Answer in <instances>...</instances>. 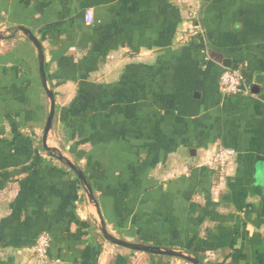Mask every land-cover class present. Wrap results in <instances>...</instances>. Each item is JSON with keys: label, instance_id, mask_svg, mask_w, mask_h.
<instances>
[{"label": "crops", "instance_id": "1", "mask_svg": "<svg viewBox=\"0 0 264 264\" xmlns=\"http://www.w3.org/2000/svg\"><path fill=\"white\" fill-rule=\"evenodd\" d=\"M193 6L200 42L184 38ZM21 27L55 96L46 144L93 198L42 147L50 98ZM238 65L249 89L225 95ZM18 135L0 149V264H192L113 244L103 222L129 242L198 243L206 264H264V0H0V137ZM220 147L235 150L225 172L206 164Z\"/></svg>", "mask_w": 264, "mask_h": 264}, {"label": "built area", "instance_id": "2", "mask_svg": "<svg viewBox=\"0 0 264 264\" xmlns=\"http://www.w3.org/2000/svg\"><path fill=\"white\" fill-rule=\"evenodd\" d=\"M85 21L88 24L94 22V12L88 9L85 13ZM204 28L199 20V7L193 6L191 20L187 26L184 38L187 41L194 40L200 42L204 40ZM206 46H204L205 48ZM207 54V51H204ZM210 57L206 55V60ZM243 66L226 67L220 77V88L225 95H236L245 92L248 88V79L243 73ZM235 155V150L228 147L218 148L207 160L206 164L212 168L225 172ZM51 235L49 232H42L35 242V253L42 260L49 259V249L51 246Z\"/></svg>", "mask_w": 264, "mask_h": 264}, {"label": "water", "instance_id": "3", "mask_svg": "<svg viewBox=\"0 0 264 264\" xmlns=\"http://www.w3.org/2000/svg\"><path fill=\"white\" fill-rule=\"evenodd\" d=\"M21 30L28 36V38L36 45L38 52H39V72H40V77H41V82L43 85L44 90L46 91L47 95L50 98V111L49 115L47 118V122L44 128V136H43V145L47 151H49L51 154H54L57 150L55 148H50L47 146L46 141L48 138V134L50 130L52 129L53 126V121L55 118V113H56V101H55V96L54 92L52 89L48 86V81H47V74H46V69H45V53L44 49L42 47V43L40 40L34 35V33L27 28L21 27ZM260 83L259 79L256 80V84L253 86V89H257L258 84ZM61 160L66 161L68 166L76 172V174L79 176V178L84 182L86 185V189L88 191V194L91 198H93V192L90 184L87 181V178L84 174V172L73 162L68 160L66 157L59 155L58 156ZM102 232L103 236L105 237L106 240L109 242L116 244L121 247L128 248L130 250L134 251H140V252H146V253H152V254H159V255H167V256H173V257H179L183 258L192 264H203L198 258L189 255L183 251H178V250H171V249H164L159 246L155 245H147V244H141V243H135V242H129L123 239H120L111 233L108 232L106 229V226L103 222V227H102Z\"/></svg>", "mask_w": 264, "mask_h": 264}, {"label": "trees", "instance_id": "4", "mask_svg": "<svg viewBox=\"0 0 264 264\" xmlns=\"http://www.w3.org/2000/svg\"><path fill=\"white\" fill-rule=\"evenodd\" d=\"M50 39L55 43V42L59 41V36L51 34ZM243 73L247 77V79H249V74H248V72H247V70L245 68H243ZM81 93L82 92H80V95H81ZM83 95L84 94H82V96ZM77 99H79V94H78ZM19 137H21V135L16 136L14 139H9V138H6V137H2V138L0 137V149L1 150H3V149L6 150V149H10V148L16 146L18 140L20 139ZM42 147H44L43 144H42ZM84 174L87 177V174H86L85 171H84ZM197 244L198 243H193L189 248L186 249V252L189 253L190 255L198 258L203 264H206V262H205V254H204L205 250L198 249L197 248L198 247ZM149 254L154 255L152 253H149ZM164 256H167V255H164Z\"/></svg>", "mask_w": 264, "mask_h": 264}, {"label": "rangeland", "instance_id": "5", "mask_svg": "<svg viewBox=\"0 0 264 264\" xmlns=\"http://www.w3.org/2000/svg\"><path fill=\"white\" fill-rule=\"evenodd\" d=\"M55 157L58 158L59 160H61L58 156L60 155L58 152H55Z\"/></svg>", "mask_w": 264, "mask_h": 264}]
</instances>
